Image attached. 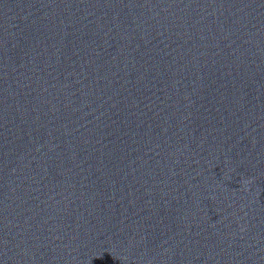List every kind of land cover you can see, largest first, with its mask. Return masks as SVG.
Instances as JSON below:
<instances>
[{
    "label": "clouds",
    "instance_id": "clouds-1",
    "mask_svg": "<svg viewBox=\"0 0 264 264\" xmlns=\"http://www.w3.org/2000/svg\"><path fill=\"white\" fill-rule=\"evenodd\" d=\"M251 183H252L251 180H245V181H244V187H245V190H247L248 185L251 184Z\"/></svg>",
    "mask_w": 264,
    "mask_h": 264
}]
</instances>
